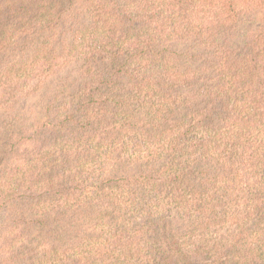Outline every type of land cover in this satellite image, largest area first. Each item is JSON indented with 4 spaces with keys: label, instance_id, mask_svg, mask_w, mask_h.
I'll return each mask as SVG.
<instances>
[{
    "label": "trees",
    "instance_id": "16d2710c",
    "mask_svg": "<svg viewBox=\"0 0 264 264\" xmlns=\"http://www.w3.org/2000/svg\"><path fill=\"white\" fill-rule=\"evenodd\" d=\"M0 264H264V0H0Z\"/></svg>",
    "mask_w": 264,
    "mask_h": 264
},
{
    "label": "rangeland",
    "instance_id": "374dc122",
    "mask_svg": "<svg viewBox=\"0 0 264 264\" xmlns=\"http://www.w3.org/2000/svg\"><path fill=\"white\" fill-rule=\"evenodd\" d=\"M35 102H36V100L33 101V103H35Z\"/></svg>",
    "mask_w": 264,
    "mask_h": 264
}]
</instances>
